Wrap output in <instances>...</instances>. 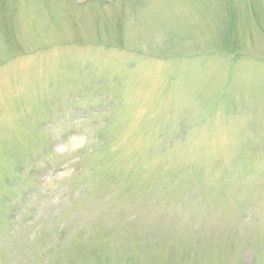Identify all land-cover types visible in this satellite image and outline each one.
<instances>
[{
  "label": "rangeland",
  "instance_id": "obj_1",
  "mask_svg": "<svg viewBox=\"0 0 264 264\" xmlns=\"http://www.w3.org/2000/svg\"><path fill=\"white\" fill-rule=\"evenodd\" d=\"M0 264H264V0H0Z\"/></svg>",
  "mask_w": 264,
  "mask_h": 264
}]
</instances>
